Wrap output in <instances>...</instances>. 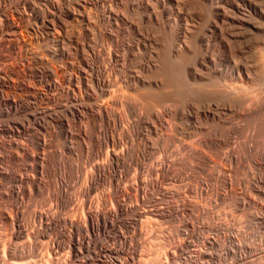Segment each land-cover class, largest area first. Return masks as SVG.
<instances>
[{
    "label": "bare ground",
    "instance_id": "bare-ground-1",
    "mask_svg": "<svg viewBox=\"0 0 264 264\" xmlns=\"http://www.w3.org/2000/svg\"><path fill=\"white\" fill-rule=\"evenodd\" d=\"M33 1L35 0H0V20L2 21L0 24V198H4L9 202H7L8 204L3 203L2 205H0V224H3V226H5V228L7 229V235L9 239V244L7 245V247L3 246L5 250H3V254H5L6 252L7 256L13 259H22L24 256L27 257L26 255L29 253V251H31L32 246L30 244L19 243L21 242L22 237V241L26 239L24 238V235L27 236L26 234L31 233L33 235H40L41 237L42 235L47 236H45L47 238L45 251H47L48 261H45H47L48 263L45 264H49V260L50 262H53L55 264H74L76 260L77 263L75 264H132L130 260H132L134 255L133 251L130 250L133 244L131 242V237H129L130 235L127 231H138L134 226L136 222L135 219L139 216L141 217V215H152L153 213L161 216L160 219H162V217L178 218L177 221L179 220V225H177V223L175 222H173V224L175 223L177 225V228L182 226V232L184 235L182 236L184 238L186 236L188 237V235L194 233V228L191 224V220L188 221V218L184 217V215H186L190 207H192L191 205L193 204L185 202L186 200H181L180 202L178 201L179 203L176 202L177 200L175 201L176 203H174V201L173 203H168V201L163 203L162 201L164 200V198H168L169 194H173L175 190L171 192L172 190L165 189L164 186V189H162L160 184L162 179L166 180L171 176H176V173L178 171H175L174 167L179 164L182 165V163H184L186 161L185 159L188 157L192 161L193 159H195V162H192L193 166H195L197 169H204L206 171L203 172L207 175L209 180L212 179L211 181H218L220 182V185L223 186V188H226L221 189V191L223 192L219 190V194L221 197L223 195L224 197H228L225 196V194L228 195L227 193H229L230 199L232 200L234 207L237 208V211H239L240 209L242 210L246 204L248 205L249 203H254L258 207L257 209H259L257 210L258 213L256 212V209L255 211L250 212L249 208H246L248 211L246 210L247 213H245V219L248 220V222H252V225L256 223L259 227L264 226V206L257 203V201L254 202L249 198H245V195L248 192H246L245 194L241 193L242 189L239 192L238 189H240V187H238L237 190L232 188L231 179L227 175L228 172L231 171V169H226L228 170H225L227 173H225L224 171H220L217 167V169H207L206 166H209L208 161L211 158H209V156H207L203 152L204 150L202 151L197 148L196 145L191 144L192 142L185 141L190 136V134H194L199 144H202V146L207 145L205 147L207 149L208 146H210V148H214L215 151H217L218 148L222 149L221 146L230 143L231 137L233 138V133H241L243 131L242 129L244 128L243 125L246 123H250L249 121H251V124L253 123L263 131L262 134L260 133L261 136L264 134V92L260 100H256L259 97L257 98L254 96L256 99H253L252 95V98L245 95L247 93V90H251V88L249 90V87L251 86L250 84H254L255 80L258 79V77L259 79L261 77L264 78V50L262 51V49L259 48L258 50H255L256 53L251 52L253 54H250L251 56L248 57L247 54L244 55V53L241 52L243 50H240L241 53L238 52L239 57H237L235 60H232L231 64H229V62H226L224 65V63L222 62V68H220L221 63H219L220 65H217V62L215 61L216 56H214L215 53L213 52V49L216 47L215 45H213L214 39L216 37L217 31L220 29V24L218 22L230 19L225 5H228L233 8V10L239 12V10H241V7L238 3L233 2V0H214L212 2V12L215 20L209 22L207 25L201 28L198 27V29L197 26L194 25V22L188 19L183 5H181L178 0H155L158 4L157 11L161 15V17L163 16V18H165L166 20H170L169 22L164 19V22L157 25H154L155 23L141 24L140 22H138L139 17L138 19H136L137 12L140 11V7H142L143 10H141L143 11V14L147 16V18L152 16V10L154 12V9L150 6L147 0H126L125 3L123 2L122 5H125L126 10L130 11V14L129 12L126 13L125 11H123L124 8L120 9L119 5H121V3L117 5L119 3V0H73V3L70 5L66 3L67 1L64 3L61 2L60 4V0H36L37 4H35ZM244 1L246 2L247 7L253 8V10L254 8L260 10L256 8L257 6L255 4L250 3L252 1ZM45 2L49 5H46ZM62 15L64 17H62ZM150 20L151 19H149V21ZM230 20H232V22H234L235 24L244 25V27L251 26L250 20L246 18L241 17ZM71 21L78 24L77 26L82 29L81 34L84 33V36L85 34L90 33L92 37L103 39L104 42L108 43V46L105 48V50L107 49V51L104 54L106 61H102V59L105 58H103V55V57H101V54H99V50L104 49L101 45V47L95 48V46H92L94 41L93 43L89 41V37L86 38L85 41L82 40L83 35L80 36L82 39H79L78 35L80 34L78 32H76V34L78 35L72 34L74 31L72 28V33H69L70 30L68 31L67 25L68 22ZM216 21H218V24L216 23ZM238 25H236V27ZM239 27L241 28V26ZM77 28H75V30ZM248 28L249 27H247V29ZM252 28L250 27L249 29L253 30ZM247 29L246 32L249 31V29ZM159 32L161 34H167L168 38L169 52L166 51V53L164 54L163 52L160 53L158 49V47L160 48V46H158L159 40L156 34H159ZM161 34L160 36H162ZM244 35H246V33ZM234 36L236 37V35ZM237 36L240 37L239 34ZM89 42H91L92 44L90 45ZM245 42L246 41H244V43ZM56 44L58 46L57 48H55V52V49H53V45ZM65 45L69 49L71 48L73 49V51H75V58L73 57L74 55H71L73 52L70 55L68 54V48L66 47V50L63 47ZM84 46H87L88 50L90 51L88 56L91 57H87V55L85 56L84 54H82V48H84ZM195 46H200L201 49H196L195 51L193 50ZM79 49H82L81 53L79 52ZM84 49H86V47ZM120 49L121 52H119ZM217 49L218 48H216V50ZM44 50L47 51V55H49L50 53L49 58L51 60L53 57L56 60L58 59L59 62H57L55 59L53 60V62L56 61L57 65H51L52 63H49L48 60L50 59L44 56ZM249 51L247 53H249ZM87 52L83 53L86 54ZM233 58L235 57L233 56ZM107 64H109V67L107 66ZM167 64H181L180 73L176 76L168 75V73L164 71ZM175 78H178V81H181L186 85V95L180 96L172 90L170 84L172 83L171 80ZM211 78H213L214 81L219 80V84L218 86L214 87L213 83L215 82H213V87L207 89V87L211 85H206V88L204 87V85L207 83L206 81H209ZM117 105L119 107H116ZM116 108H119L121 110L119 112H121L122 114H120L116 110ZM244 129L246 130L247 128L245 127ZM170 133L172 135L178 133V135L182 136H180L179 139L177 138L178 141L176 148L182 149L185 155H179V153L177 155L175 153V151L177 152V150L175 149H173L175 150L173 151L174 153H170V155H168V153L170 152V148L169 150L167 148V151L169 152H165L166 155L161 154L157 156L156 159H153V157L159 152L158 150L156 151V154L153 153L154 155L152 159H150L149 157L151 152H154L156 150H152V141L154 139L152 137L156 136L164 141L165 139L170 137ZM252 133L250 136L253 135ZM183 136L188 137L184 139ZM235 138L237 139V137ZM245 138L246 137H244V139ZM250 138L251 137L248 138V141ZM161 139L159 140L160 145L163 146ZM170 140V142L173 141L172 138ZM193 140L194 137L192 141ZM257 140L255 144H257L258 142ZM236 142H238V140ZM251 143L252 142H250V144ZM57 145L60 146V149H62V151L60 149V151H58L57 148L59 146ZM31 146L35 148L34 150H37L32 151L33 148L31 150ZM202 146L198 145V147ZM173 147L175 148V146ZM229 147H231L233 150L231 144L229 145ZM224 148L226 147L224 146ZM231 148L230 152L226 151L228 150V147L226 150L224 149L228 155L226 153L225 154L228 156L229 161L232 160L237 164L238 159H235L237 157V155H235L237 151L234 154L236 156L235 157L231 154ZM245 148H247L246 150H249L250 145L245 144ZM161 150L163 149L161 148ZM224 150L223 152H225ZM258 150H256V152ZM76 151H79L80 153L84 151L85 154L82 156V159L87 160L91 158V162L89 163L87 172L84 170V168L86 169L87 166H85L86 164H83L84 168L82 170L85 171H83L85 173V177L83 176V181L85 178V184H82V186L80 185L77 190L75 189L76 187H73V189L84 196L87 190L92 189L93 192L94 190L100 188L97 187L99 183L107 182V184L110 185L109 188L111 189L110 190L108 188L111 191V194H109L111 195L112 199V201H110L111 203L105 202V205L102 204L105 207L102 208L94 205V202L92 203L94 206H90V199L87 200L88 198L85 199L84 197L83 199H81V196H79L80 194H78L81 199L80 204L82 210L83 206L86 205V208L84 207L85 209L83 210L81 218L79 217L80 219L73 218L74 214H71L72 216H69V213L65 214L64 212L67 210V208L65 211L63 210V214H60L58 210L57 212H50L51 210L48 212L49 209L46 210V208L44 210H36L32 208L28 213L29 221L31 220V223L29 224L31 225H28L29 227H27V222L24 221L26 217L23 218L24 209L22 208L24 205L22 203L21 196L27 192L29 193L28 186L31 187V190L36 193L39 191L41 192L42 189L40 190V188H44V191H48L52 196L55 206L60 208L61 210L66 206L69 200H71L70 195L72 191H70V189L73 183L71 184L70 179H74V177H76V174H74V172H77L76 169H78V164L73 161V159H76V157L78 156L75 155ZM242 151L243 150H241V152ZM74 155L76 156L75 158H73ZM218 155L219 153L217 154V156ZM252 156L255 155H251V157ZM219 158L221 160V157ZM26 160L31 161V164L29 165L28 163V165L33 170V175H29V172H27L28 170H25L27 174L17 172L18 170L22 168L24 169V167L27 166L25 162ZM75 161H77V159ZM253 161L258 165L260 163L264 165V160L260 163L254 159ZM212 162L213 161H211V163ZM80 164L81 166L79 168L82 167V163ZM186 164H188V162ZM236 164L235 166H237ZM130 165H132L138 171V174L135 173L137 181L134 178L136 183H138L136 185L134 184L136 186L135 189H139L140 194V197L137 196L139 198L138 202L142 204H149V206L147 205L145 209L142 208L141 211H139L138 206L128 203V201L130 202L129 198L131 194H129V189H127L128 191L126 190L124 182L126 183V180H128L127 178L129 177L128 174L130 172L128 173L127 170L128 167L130 168ZM246 166H249L248 168H250V165L246 164ZM202 170L198 173H202ZM131 175L133 174H130V176ZM180 175L177 176L179 177ZM258 175L253 182L249 180L248 181L250 187L252 188L251 190L255 191L256 195L262 196L263 199L264 181L262 180V178H260L261 175ZM178 177L176 178L178 179ZM174 178L175 177H173L172 179L175 180ZM166 181L168 182V180ZM204 181L205 180H203V182ZM239 181L240 180L234 182L237 183ZM203 182L201 183L203 184ZM243 183L244 182L242 180V185ZM245 183L248 184L246 180ZM164 184L168 185V183ZM171 184L173 185L174 183ZM233 185L235 186L236 184ZM105 186H107L106 183ZM184 186L188 185L185 184ZM192 186L194 185H191L190 189ZM212 186L213 184H211V188H213ZM221 186L219 187L222 188ZM96 187L97 189H95ZM131 187H133V185ZM196 187L195 190L200 192V194L201 191L205 190L204 188H206L204 187V185H199L197 188ZM246 187H248V185H246ZM108 189L107 191L109 192ZM74 190L73 193L76 192H74ZM177 190L178 188H176V191ZM193 190L191 189V191ZM206 190L204 191L205 193ZM135 191L137 192V190ZM176 191L175 195H177ZM153 192L158 193L159 196L163 197V200L161 201L162 204H160L159 206H156L155 203L152 204ZM242 192H245V189ZM107 194H105V196L102 195V197H105L106 199L108 196ZM178 194H180V192ZM186 194L184 195V198L185 196H187ZM133 195L135 196V194ZM28 196L30 195L28 194ZM157 196L158 195H156L155 197ZM196 196H198V194ZM169 197H171V195ZM224 197H222V200H224ZM99 198L101 199V197ZM157 198L154 199L156 201H159L157 200ZM186 198L188 199V197ZM170 201H172V199H170ZM71 202L74 203L73 200ZM98 202L100 201L98 200ZM107 204H111L112 206L110 205L111 207L109 206V208H106ZM145 204H143L142 207H144ZM205 205H203L204 208H206ZM250 206L252 207L253 205L250 204ZM69 207L70 206H68V209ZM77 209L79 208L77 207ZM80 211L81 209H79V212ZM189 213L190 212H188V214ZM194 213L191 214V217L192 215H194ZM211 213L214 212L211 211ZM75 215V217H77V214ZM208 215L210 217V214H207V216ZM148 216H146V218ZM194 216L192 217V220L193 218H197L196 216L198 215H196L195 217ZM139 218L137 220H139ZM215 219L217 220L218 218ZM211 220H213V218ZM143 222L139 223L137 229L139 228V226L142 227L141 224ZM166 223L167 222H165V224ZM210 224H212V222ZM213 224H215L214 220ZM219 227L221 228V226ZM227 227L224 226L225 230H223V238H225L228 244H230V246H232V248L234 249V251L232 250L230 254L233 252L234 257H232L235 260H243L244 262L242 264H246V255L252 251V247L250 248L246 244H241L239 242L237 237L239 235L236 231L237 229L234 231V229H228L229 227ZM215 228L218 229L216 226ZM263 229L264 227L261 230ZM144 230L146 233L147 229ZM211 230L214 231L215 229ZM124 231H126L129 236L125 237L127 234L124 236ZM245 231H248V228ZM169 232H171L170 228L168 230V233ZM244 232L243 234L245 235ZM259 232L260 231H258V234ZM203 233L205 234V232H202L200 235H202ZM215 233L217 232L215 231ZM142 235L138 240H141ZM172 235L174 236V234H171V236ZM215 235L217 237V234ZM219 235L221 234L219 233ZM254 235L255 234H252V236ZM158 236L160 237V235ZM138 237L139 236L137 235V238ZM259 237L260 234L258 238ZM27 238H30L29 235L27 236ZM4 239H6V237ZM203 239L209 244V246H211L216 241L213 237L205 236L203 237ZM247 239V241H249V238ZM11 241L12 244H10ZM179 241L180 240H178L177 243L172 241V243H174V246L172 247L173 249L170 252L171 258L183 253V256L181 258H188L191 259L190 261H192L195 260V257L197 255L200 254L205 257L208 256L209 258L211 257V255H213L210 254V250L209 252L202 251L203 248L199 249L200 251L196 252V254L194 253L195 255L191 252H186L185 242L188 245V240H182L180 242ZM197 241L202 242V240ZM193 243L191 245H193ZM138 244L136 243V246ZM250 244H252V242L248 245ZM202 246L204 247L203 244ZM63 248L66 249L64 258L57 255L58 251ZM218 248L220 249V247ZM209 249L213 251L212 248ZM189 250L187 249V251ZM5 255H3V257ZM205 257L203 259H205ZM159 258L161 259V257ZM219 258L220 257H218V259ZM3 259L5 258H2L1 256V260ZM232 260L233 259L231 258V260L226 264H234ZM251 260L253 259L251 258ZM184 261L181 262L183 263ZM14 262L12 264H17L19 262L21 264V261H17V263ZM41 262L42 261H40L39 264Z\"/></svg>",
    "mask_w": 264,
    "mask_h": 264
},
{
    "label": "rangeland",
    "instance_id": "rangeland-1",
    "mask_svg": "<svg viewBox=\"0 0 264 264\" xmlns=\"http://www.w3.org/2000/svg\"><path fill=\"white\" fill-rule=\"evenodd\" d=\"M58 1V0H57ZM67 1V2H66ZM73 0H60V4H61V2L62 3H64V2H66V3H68L69 5L70 4H72L73 2H72ZM122 1V2H121ZM125 1L126 0H119V3L117 4V5H119L120 3H121V5H119L120 6V9H123V11H125L126 13H128L129 12V14H130V11H127L126 10V8H125V5H122L123 4V2L125 3ZM148 1V3L150 4V6L151 7H153V9H154V12H153V10H152V16L151 17H149V18H147V16H145L144 14H143V9H142V7H140V11H138L137 12V18L136 19H138V17H139V19H138V22H140L141 24L142 23H144V24H153V23H155L154 25H157V24H160V23H162V22H164L166 19L165 18H163V16L161 17V15L158 13V4L156 3V1L155 0H147ZM214 0H178V2L179 3H181V5H183V8L185 9V12L187 13L186 15H187V17H188V19L189 20H191L192 22H194V25H196L197 26V28L199 27V28H201V27H203V26H205V25H207L209 22H211V21H213V20H215V18H214V15H213V12H212V5H213V2ZM244 0H233V2H235V3H238L239 4V6L241 7V10H239V12H237V11H235V10H233V8H231L230 6H228V5H225V7L227 8V13H228V16L230 17V19H237V18H246V19H248V20H250V23H251V26H246V27H244V25H238V24H235L234 22H232V20H230V19H226V20H224V21H222V22H218V21H216V23L218 22L219 24H220V26H219V30L217 31V33H216V37H215V39H214V44L213 45H215L216 47L213 49V52L215 53H213L214 54V56H216L215 57V61L217 62V65L219 64V63H221V66H220V68H222V66H223V64H222V62L224 63V65H225V63L226 62H229V64H231L232 63V60H235L237 57H239V53H241V52H243L244 53V55L245 54H247V57L248 56H251L250 54H253V53H256V51L255 50H258L259 48L260 49H262V51L264 50V0H247V1H252V2H250V3H253V4H255L257 7L256 8H258V9H260V10H257V9H255L254 8V10H253V8H249V7H247V5H246V2L244 1ZM35 4H37V2H36V0L35 1H33ZM182 2H183V4H182ZM152 3V4H151ZM155 3V4H154ZM45 4L46 5H49L48 3H46L45 2ZM58 4H59V2H58ZM52 9V8H51ZM142 9V10H141ZM243 9V10H242ZM54 12V11H53ZM55 12H57V11H55ZM140 12V13H139ZM190 12V13H189ZM244 12V13H243ZM261 14H260V13ZM158 13V14H157ZM243 13V14H242ZM251 13V14H250ZM253 13V14H252ZM128 14V15H129ZM139 14V15H138ZM155 14H157V15H155ZM142 15V16H141ZM143 15H144V17H143ZM62 17H64L63 15H62ZM143 17V18H142ZM153 17V18H152ZM155 17V18H154ZM146 18V19H145ZM1 19V18H0ZM148 19V20H147ZM149 19H151L150 21H149ZM165 19V20H164ZM259 19V20H258ZM140 20V21H139ZM143 20V21H142ZM228 20V21H227ZM142 21V22H141ZM146 21V22H145ZM148 21V22H147ZM166 21H169L170 22V20H166ZM226 21V22H225ZM1 20H0V24H1ZM254 22V23H253ZM73 21H71V22H68V25H67V27H68V31H69V33L71 34L72 32L71 31H73V33L72 34H75V35H78V34H76V32H78L80 35H78V38L80 39L81 37L80 36H82L84 33H82L81 34V28H79V26H77L78 24L76 23H74ZM217 23V24H218ZM254 24V25H253ZM76 25V26H75ZM236 25H238L237 27H236ZM73 26H74V28H73ZM228 26V27H227ZM239 26H241V28L239 27ZM0 27H1V25H0ZM69 27H70V29H69ZM78 27V28H77ZM247 27H253L252 29L253 30H251V29H249V31L248 32H246V29H247ZM257 29H256V28ZM71 28L73 29V30H71ZM75 28H77L76 30H75ZM197 28H195V29H197ZM198 28V29H199ZM244 28V29H243ZM254 28H255V30H254ZM240 30V32H239V30ZM247 29V30H248ZM80 30V31H79ZM244 30V31H243ZM238 31V32H237ZM221 32V33H220ZM223 32V33H222ZM244 32V33H243ZM87 33H89V32H87ZM220 33V34H219ZM234 33V34H233ZM241 33H242V35H241ZM246 33V35H244ZM160 32H159V34L157 33L156 35H157V37H158V40H159V44H158V46H160V48L158 47V49H159V51H160V53H162L163 52V54L164 53H166V51L167 52H169L168 51V49H169V47H168V38H167V34H165V33H162L161 35L162 36H160ZM240 35V37L239 36H237V35ZM88 35V36H87ZM234 35H236V37L234 36ZM243 35H244V37H243ZM220 36V37H219ZM229 36V37H228ZM242 36V37H241ZM85 37V38H84ZM89 37V38H88ZM91 34L89 33V34H85V36L83 35L82 36V40L83 41H85L86 40V38H88L89 39V41H91L92 43H93V41H94V43L92 44L91 42H89V44L91 45L92 44V46H95V48H99V47H103L104 49L102 50V49H100L99 51L101 52H99V54H101V57H103V58H105V53H106V51H107V49L105 50V48L108 46V43H106V42H104V40L103 39H98V38H95V37H92V39H91ZM161 39H160V38ZM218 37V38H217ZM217 38V39H216ZM236 38V39H235ZM241 38V39H240ZM246 38V39H245ZM100 40V41H97V40ZM245 39V40H244ZM229 40V41H228ZM239 40V41H238ZM241 40H243V41H241ZM98 43H97V42ZM160 41H162V42H160ZM228 41V42H227ZM236 41V42H235ZM244 41H246L245 43H244ZM251 41V42H250ZM237 42H238V44H237ZM242 44H241V43ZM100 43V44H99ZM106 43V44H105ZM162 43V44H161ZM239 43H240V45H239ZM95 44V45H94ZM98 44V45H97ZM167 45V47H166V45ZM243 44H246V45H243ZM247 44H249V45H247ZM97 45V46H96ZM101 45V46H100ZM104 45H106V46H104ZM235 45H236V47H235ZM237 45H239V46H237ZM251 45V46H250ZM54 46H56V47H54ZM57 44L56 45H53V49H55V48H57ZM243 46V47H242ZM248 46V47H247ZM66 50H67V46L65 45V46H63ZM67 47V48H66ZM86 47V49H84ZM164 47H166V48H164ZM246 47H247V49H246ZM249 47H250V49H249ZM263 47V48H262ZM84 48H82V49H79V52L81 53L82 51L83 52H87L86 54L85 53H83L82 52V54H84L85 56L87 55V57H91V56H88V54H89V50H88V48H87V46H84ZM216 48H218L217 50H216ZM240 48V49H239ZM242 48V49H241ZM196 49L197 50H199V49H201L200 48V46H195L194 48H193V50H195L196 51ZM236 49V50H235ZM246 49V50H245ZM253 49V50H252ZM70 50H71V52H70ZM82 50V51H81ZM233 50V51H232ZM240 50H243V51H241L240 52ZM250 50V51H249ZM68 54L70 55L72 52L74 53L75 51H73V49H69L68 48ZM105 51V52H104ZM165 51V52H164ZM217 51V52H216ZM236 51V52H235ZM249 51V53H247ZM255 51V52H254ZM43 52H45V53H43L44 54V56L45 57H47V58H49V55H50V53H49V55H47V51H43ZM49 52V51H48ZM55 52H56V49H55ZM103 52V53H102ZM119 52H121V49L119 50ZM232 52V53H231ZM239 52V53H238ZM251 52H253V53H251ZM71 54L74 58H75V53L74 54ZM249 54V55H248ZM103 55V56H102ZM218 55V56H217ZM236 55V56H235ZM233 56L235 57V58H233ZM58 58V57H57ZM233 58V59H232ZM50 59V58H49ZM55 58L53 57L52 58V62L50 61V60H48L49 61V63L51 64V65H54V64H56L57 65V63H56V61L57 62H59L58 61V59L56 60V61H54L53 62V60H54ZM90 59V58H89ZM103 60H105L106 61V58L105 59H102V61ZM220 60H221V62H220ZM55 65V66H56ZM171 65V66H170ZM167 64L166 66H165V72H167L168 73V75H172V76H176V75H178L179 73H180V70H181V64ZM220 65V64H219ZM226 65H228V64H226ZM54 66V67H55ZM107 66L109 67V64H107ZM169 66V67H168ZM219 67V66H218ZM172 72V73H171ZM262 78V77H261ZM259 79V77H258V79H256L255 80V83H257V84H250L249 86V90H250V88H251V90L250 91H248L247 90V93L245 94L246 96H250L251 97V95L253 96V99H256L255 97H259L258 99H256V100H260V98H261V96L263 95V92H264V78H262V79ZM213 78H211L209 81L207 80L205 83V85H204V87L206 88V85L208 86V85H211V86H209V87H207V89H209L210 87L212 88L213 86L214 87H216V86H218V81L219 80H216V81H214V79L212 80ZM217 79V78H216ZM258 80V81H257ZM172 81V83L170 84L171 85V88H172V90L175 92V93H177L178 95H180V96H183V95H186V93H187V87H186V85L184 84V83H182L181 81H178V78H175V79H173V80H171ZM212 81V82H211ZM213 82H215V83H213ZM217 82V83H216ZM214 85H213V84ZM216 84V85H215ZM213 85V86H212ZM258 86V87H257ZM183 87V88H182ZM176 89V90H175ZM248 89V88H247ZM257 89V90H256ZM184 91V92H183ZM253 92V93H252ZM261 92H262V94H261ZM247 94H250V95H247ZM255 94V95H254ZM255 96V97H254ZM252 98V97H251ZM116 107H119L118 105L116 106ZM116 110L119 112V111H121L119 108L117 109L116 108ZM120 114H122L121 112H119ZM250 123H246V124H244L243 125V127L245 128H247L246 130L243 128L242 130V132L241 133H233V138L231 137V139H230V143H228L229 145L231 144V146L233 147V150H232V148L231 147H229V145L227 144V145H223V146H221V148L222 149H220V148H218L217 149V151H215V149L213 148H210V146H208V149L207 148H205L206 146H202V144H199L198 142H197V140H196V138H195V135L194 134H190V136L189 137H191V136H193L194 137V140L192 141V139H193V137H191V138H189L188 136V138L186 137V136H183V138L184 139H189V140H185L186 142L187 141H189V142H192L191 144H193V145H196V147L197 148H199L200 150H204L203 152L207 155V156H209V158H211V159H209V161H208V165L209 166H206V168L207 169H215L216 167L220 170V171H224L225 173H227L226 171H228V170H230L231 169V171H229L228 172V176H229V178L231 179V186H232V188L233 189H236L237 190V188L238 187H240V189H238V191L240 192L241 191V189H242V191H244V189H245V192H242L241 191V193H246V192H248V193H246V195H245V198H249L250 200H252V201H257V203H259V204H261V205H263L264 206V197H263V199H262V196H260V195H256V192L255 191H253V190H251L252 188L250 187V184H249V181H254L255 180V178H257V175L258 176H260V178H262V180L264 181V179H263V174H264V165L263 164H261L260 162H263V160H264V145H262V144H264V134L261 136V134L263 133V131L259 128V127H257L256 125H254L253 123L251 124V121H249ZM254 125V126H253ZM248 126V127H247ZM249 126H250V128H249ZM248 130V131H247ZM253 131V133H252V131ZM245 131H246V133H245ZM258 133H257V132ZM261 131V132H260ZM247 132H248V134H247ZM251 133L253 134L252 136H250L251 135ZM261 133V134H260ZM176 134V135H175ZM174 135H175V137H174V135H172L171 133H170V137L172 138V142H170L171 140V138L170 137H168L167 139H165L164 141H162V139L161 138H158V137H152V138H154L153 139V141H152V150L154 151L155 149V151L154 152H151V154H150V159H152V157H153V155L154 154H156L157 152L156 151H158L159 150V152L153 157V159H156L157 158V156H159V155H161V154H163V155H166V153H168L169 151H167V148H168V150H169V148H170V152L168 153V155H170V153H174L173 151H175V150H177V152L175 151V153L178 155V153H179V155L181 154V155H183L184 154V151L182 150V149H180V148H176V146H177V141H178V139L180 138V136L181 135H178V133H175ZM243 134V135H242ZM245 134H247V135H245ZM260 134V135H259ZM178 135V136H177ZM243 138H241V137ZM256 136V137H255ZM182 137V136H181ZM235 137H237V139L235 138ZM244 137H246L245 139H244ZM249 137H251L250 139H252V140H250L249 139V141H248V138ZM262 137V138H261ZM156 138V139H155ZM178 138V139H177ZM239 138V139H238ZM161 139V141H162V145L164 146V148H163V146H161L160 145V140ZM177 139V140H176ZM191 139V140H190ZM258 139V140H257ZM262 139V140H261ZM152 140V139H151ZM238 140V142H236ZM244 140V141H243ZM256 140L258 141L257 142V144H255L256 143ZM168 142V143H166V142ZM176 141V142H175ZM236 142V143H232V142ZM242 141H243V143H242ZM248 141V142H247ZM260 141V142H259ZM263 141V142H262ZM156 142V143H155ZM158 142H159V144H158ZM165 142V143H164ZM175 142V143H174ZM188 142V143H189ZM250 142H252L251 144H250ZM195 143V144H194ZM238 143V144H237ZM262 143V144H261ZM165 144V145H164ZM175 144V145H174ZM234 144H236V145H234ZM243 144V145H242ZM245 144H249L250 145V148H249V150H246L247 148H245ZM254 144V145H253ZM259 144H261V145H259ZM154 145H155V147H154ZM157 145H158V149H157ZM198 145H200V146H202V147H198ZM235 147H234V146ZM252 145V146H251ZM256 145V146H255ZM57 146H59V145H57ZM160 146V147H159ZM165 146H167V147H165ZM173 146H175V148L173 147ZM224 146L226 147V148H224ZM241 146V147H240ZM243 146V147H242ZM258 146V147H257ZM204 147V148H203ZM227 147H228V150H226L227 149ZM261 147H262V149H261ZM32 146H31V150H32ZM160 148V149H159ZM161 148L163 149V150H161ZM210 148V149H209ZM227 151V152H230V148H231V154L233 155V156H235V155H237V157L235 158L236 160H237V164L235 163V162H233L232 160H230L229 161V159H228V154H227V152L224 150V149ZM257 148V149H256ZM35 148H33V150L32 151H36V150H34ZM58 149V151H62V149H60V146L57 148ZM60 149V150H59ZM166 149V150H165ZM173 149H175V150H173ZM220 149V150H219ZM236 149V150H235ZM241 149V150H243L242 152H241V150L239 151V150ZM259 149V150H258ZM129 150H130V148H129ZM223 150L225 151V152H223ZM256 150H258L257 152H256ZM262 150V151H261ZM163 153H162V152ZM206 151V152H205ZM219 151V152H218ZM222 151V152H221ZM237 151V152H236ZM245 151H246V153H245ZM260 151V152H259ZM166 152V153H165ZM183 152V153H182ZM217 152V153H216ZM222 154H221V153ZM235 152H236V154H235ZM239 152V153H238ZM255 152V153H254ZM154 153V154H153ZM160 153V154H159ZM211 153V154H210ZM219 153V155L217 156V154ZM227 155H226V154ZM241 153V154H240ZM244 153V154H243ZM82 154V155H81ZM85 153H84V151H82L81 153L79 152V151H76V154L75 155H78L77 157L74 155L73 156V158H75L76 157V159H77V161H75L76 159H73V161L76 163V164H78L77 166H78V169H76V171L77 172H74V174H76V177H74V179L73 178H71L70 179V181H71V189H70V191H72L71 192V200H69V202L66 204V206L64 207V208H62V210L60 209V208H58V207H56L55 206V203H54V201H53V198H52V196L50 195V193L47 191H44L45 189L44 188H40V190H41V194L39 193V192H34L33 190H31V187H29L28 186V189H29V193L27 192V193H25V194H27V195H25V194H23L22 196H21V198H22V203H23V208L22 209H24L23 210V218H25L24 219V221H26L27 223V227H29L28 225H31V224H29V223H31V220L29 221V218H28V213H29V211L33 208V209H38V210H44L45 208H46V210H48V212L50 211V212H57V210H58V212H60V214H63V212L66 210V208H67V210L69 211H65L64 213L66 214H68L69 216H72L73 214V218H76V219H80L81 218V216H82V214H83V210L86 208L85 206L86 205H84L83 206V210H82V208H81V199H83V197L85 198V199H87V200H89L90 201V206L92 205V206H94V205H96V206H99V207H105V206H103V205H105L106 203H111L110 201H112V199H111V195H109V194H111V189L109 188L110 187V185L109 184H107V182H102V183H99L98 185H97V187L99 188V189H97V187L95 188V189H97V190H94L93 192H92V189H89V190H87V192L84 194V196H82V194H80V193H78L76 190L78 189V187L81 185L82 186V184L84 185L85 184V178H84V181H83V176L85 177V171L87 172L88 171V168H89V163L91 162V158L90 159H87V160H85V159H82L83 157V155H84ZM221 154V155H220ZM223 154H225V155H223ZM235 154V155H234ZM249 154V155H248ZM185 155V154H184ZM223 155V156H222ZM243 155V156H242ZM251 155H255V156H252L251 157ZM81 156V157H80ZM212 156V157H211ZM242 156V157H241ZM246 156V157H245ZM257 156H258V158H257ZM219 157H221V160H220V158ZM262 157V158H261ZM189 158V157H188ZM188 158H186L185 160V162L184 163H182V165H180L181 166V168H180V166L179 165H177L176 167H174V170L175 171H178L176 174L177 175H180L179 177L176 175V176H171L170 178H167L166 180H168V182L165 180V179H162L161 180V182H160V184H161V188L162 189H164V187H165V189H168V190H172L171 192H173L174 190L176 191V188H178V190L176 191V194L177 195H175V191L173 192V194L172 193H168L169 194V196L171 195V197H169L168 196V200L166 199V198H164V200H163V197L162 196H159V194L158 193H155V192H153L152 194L154 195H152V204H156V206H159L160 204H162V202L164 203V202H166V201H168V203H173V201H174V203H179L181 200H183V201H185V202H187V203H192L193 205H191L192 207H190V209H189V211L188 212H190L189 214H188V212L186 213V215H184V217H186V218H188L187 220L188 221H190L191 220V224H192V226H193V228L195 229H193V232L194 233H192L191 235H188V237L190 238V236H191V238L190 239H192V236H193V234H194V236H193V239L192 240H190L187 236V238L185 237H183L184 235H183V232H182V226L181 227H179V228H177V225H179L178 223H179V220L177 221V219L178 218H176V217H162V219H160L161 218V216H159V215H157V214H155V213H153L152 215L151 214H146L145 216L144 215H141V217L139 218V217H137L136 219H135V224H134V226L136 227V230H138V231H133V232H131V230H128L127 232H128V234L130 235H128L127 234V232L126 231H124V236L125 237H127V236H129V237H131V242H132V244H133V246H132V248H131V250L130 251H133V255H134V260H133V258H132V260H130V262H132V264H135V263H137V264H219V263H221V264H226L228 261H230L231 260V258L233 259L232 261H233V263L234 264H242L244 261L243 260H238V259H234L233 257V252L230 254V252L233 250L234 251V249L232 248V246H230V244H228V242L226 241V239L225 238H223V230H225L224 229V226H228L227 228L228 229H234V231L236 230L237 231V233H238V235L239 236H237L238 237V240H239V242L241 243V244H246L248 247H252V251L251 252H249L248 254L250 255H246L245 257H246V260H247V262H248V260H249V262L247 263L246 261V264H264V232H263V230H261L263 227H259L256 223V225H255V227H254V225H252L253 223L252 222H248V220H246L245 218H246V216H245V213H247V209L249 208V211L250 212H253V211H255V209H256V212L258 213V211L257 210H259V209H257L258 207L254 204V203H249L248 205L246 204L244 207H243V209L241 210H239V211H237V208H235L234 207V205H233V203H232V200L230 199V195H229V193H227L228 195H226L225 194V196H228V197H224V195L222 196V197H224V200H222V197L220 196V194H219V192L221 191V189H226V188H223V186H221L220 185V182H218V181H211L212 179H210L209 180V178L207 177V175L203 172V171H205L204 169L202 170V169H197L195 166H193V164H192V162L194 163L195 162V159H193V161L192 160H190V158L188 159ZM214 158V159H213ZM219 158V159H218ZM225 158V159H224ZM241 158V159H240ZM243 158V159H242ZM244 158H245V160H244ZM261 159V161H260V159ZM81 159V160H80ZM223 159H224V161H223ZM253 159L254 160H256V161H258L260 164L258 165V164H256V163H254V161H253ZM263 159V160H262ZM84 160V161H83ZM188 160V161H187ZM219 160V161H218ZM229 162H228V161ZM239 160H242V161H239ZM85 161H86V163H85ZM88 161V162H87ZM211 161H213L212 163H211ZM217 163H216V162ZM245 161H247V162H245ZM26 162V164H27V166H25L24 167V169L22 168V169H20V170H18L17 172L18 173H26L27 174V172H29L28 174L29 175H33L32 173V169L30 168V164H31V161L30 160H26L25 161ZM188 162V164H186ZM220 164H219V163ZM232 162V163H231ZM252 162V163H251ZM28 163H29V165H28ZM80 163H82V167L81 168H79L80 166H81V164ZM211 163V164H210ZM222 163V164H221ZM225 163H227V164H225ZM233 163H235L237 166H235V164H233ZM243 163V164H242ZM249 163V164H248ZM83 164H86L85 166H87L86 167V169L83 167ZM88 164V165H87ZM187 166H186V165ZM191 164V165H190ZM219 164V165H218ZM228 164H229V166H228ZM232 164V165H231ZM240 164V165H239ZM246 164L247 165H250V168H248L249 166H246ZM215 165H217V166H215ZM224 166V168H223V166ZM228 167H226V166ZM255 165V166H254ZM258 165V166H257ZM192 166H193V170H192ZM211 166V167H210ZM213 166V167H212ZM215 166V167H214ZM219 166V167H218ZM235 166V167H234ZM240 166V167H239ZM29 167V168H28ZM184 167V168H183ZM209 167V168H208ZM222 167V168H221ZM233 167H234V169H233ZM237 167V168H236ZM26 168V169H25ZM84 168V170H82ZM134 167L132 166V165H130V168L128 167V175H129V177L127 178L128 180H126V183L124 182V184H125V187H126V190L127 189H129V194H131L130 195V198H134V200H133V198L132 199H130L129 198V200H130V202L128 201V203H130L131 205H136V206H138V209H139V211H141L142 210V208L143 209H145V207H147V205L149 206V204L147 203V204H145V203H143V204H145L144 205V207H142V203H140V202H138L139 201V198L137 197V196H139L140 197V194H139V189H135L136 188V184H138V183H136V181H137V178L135 177L136 176V174H138V171L134 168ZM194 168H196V169H194ZM216 168V169H217ZM230 168V169H229ZM239 168V169H238ZM258 168V169H257ZM131 169H133V170H131ZM178 169V170H177ZM182 169V170H181ZM185 169V170H184ZM187 169V170H186ZM191 169V170H190ZM223 169V170H222ZM226 169H228V170H226ZM252 169H253V171H252ZM256 169V170H255ZM259 169H261V170H259ZM27 172H26V171ZM80 170H82V171H80ZM130 170V171H129ZM184 170V171H183ZM201 170H202V173H198V172H201ZM226 170V171H225ZM235 170H237V171H235ZM250 170V171H249ZM24 171V172H23ZM31 171V172H30ZM84 171V172H83ZM133 171V172H132ZM134 171H136V172H134ZM183 171V172H182ZM232 171H234V172H236V173H234V172H232ZM246 171V172H245ZM262 173H261V172ZM80 172V173H79ZM187 172H189V173H187ZM206 172V171H205ZM249 172H252V173H249ZM31 173V174H30ZM136 173V174H135ZM184 173V174H183ZM236 175V174H238V175H234V174ZM247 173V174H246ZM258 173V174H257ZM261 173V174H260ZM130 174H133V175H131L130 176ZM187 174V175H186ZM198 174H200V175H198ZM202 174V175H201ZM206 175V177H205V175ZM245 174H246V178H245ZM250 174V175H249ZM255 174V175H254ZM127 175V176H128ZM233 175H234V178H233ZM133 176V177H132ZM185 176V177H184ZM200 178H199V177ZM251 176H253V177H251ZM131 177V178H130ZM173 177H175L174 179L175 180H173L172 178ZM176 177H178V179L176 178ZM198 177V178H197ZM236 177H238V178H236ZM252 179H251V178ZM77 178V179H76ZM136 179V181H135V179ZM181 178V179H180ZM245 178V179H244ZM72 179H73V182H72ZM130 179H131V181H130ZM133 179H134V181H133ZM170 179H171V181H170ZM177 179V180H176ZM208 179V180H207ZM236 179V180H235ZM251 179V180H250ZM77 180V181H76ZM173 180V181H172ZM191 180V181H190ZM203 180H205L204 182H203ZM238 180H240L239 182L241 183H239V182H234V181H238ZM242 180H243V182L245 183V180H246V182H248V184L247 183H243V185H242ZM249 180V181H248ZM132 181H133V183H132ZM174 183L173 185L170 183ZM184 181V182H183ZM197 181V182H196ZM203 182V184L201 183V182ZM211 181V182H210ZM123 182H122V184H123ZM130 182V183H129ZM209 182V183H208ZM81 183V184H80ZM105 183H106V185L107 186H105ZM132 183V184H131ZM164 183H168V185H166V184H164ZM189 183V184H188ZM239 183V184H238ZM101 184V185H100ZM130 184V185H129ZM135 184V185H134ZM171 184V185H170ZM188 185V186H184V185ZM194 185V186H192L191 187V189L193 190V187H194V192L193 191H191V189H190V186L191 185ZM207 184V185H206ZM211 184H213V188H211ZM216 184V185H215ZM219 184V185H218ZM233 184H238V185H240V186H234ZM100 185V186H99ZM103 185V186H102ZM109 185V186H108ZM129 187H127V186ZM133 185V187H131ZM190 185V186H189ZM199 185H201V186H203L204 185V187H206V188H204L205 190H206V193L204 192L205 190H203V191H201V194H200V192H198V191H196L195 190V187L197 186H199ZM246 185H248V187H246ZM105 186V187H104ZM164 186V187H163ZM173 186V187H172ZM178 186V187H177ZM185 188H184V187ZM209 186H210V191H209ZM214 186H216V187H214ZM219 186H221L222 188H220ZM244 188H243V187ZM73 187L76 189V190H74L73 189ZM167 187V188H166ZM171 189H170V188ZM181 187V188H180ZM196 187V188H197ZM246 187V188H245ZM110 190H109V189ZM131 188H132V190H131ZM133 188H134V192H133ZM189 188V189H188ZM220 188V189H219ZM107 189L109 190V192L107 191ZM180 189H182V190H180ZM248 189V190H247ZM73 190H74V192L76 193H73ZM135 190H137V192L135 191ZM220 190V191H219ZM43 191V192H42ZM128 191V190H127ZM130 191H131V193H130ZM181 191H184V192H181ZM190 191V192H189ZM209 191V192H208ZM30 192H32V193H30ZM91 192V193H90ZM108 194H107V193ZM180 192V194H178ZM187 192H189V193H187ZM196 193V194H193V193ZM203 192V193H202ZM221 192H223V191H221ZM253 192H255V193H253ZM39 193V194H38ZM48 193H49V195H48ZM87 193H89V194H87ZM107 194L108 196H107V200L105 199V197H102V195L103 196H105V194ZM187 193V194H186ZM205 193V194H204ZM213 193V194H212ZM216 193V194H215ZM28 194L30 195V196H28ZM76 196H75V195ZM78 194H80L79 196H81V199H80V197L78 196ZM94 194V195H93ZM97 194V195H96ZM133 194H135V196L133 195ZM139 194V195H138ZM158 195L157 197H159V198H157V197H155L156 195ZM187 195V196H185V198H184V195ZM198 194V196H196ZM208 194V195H207ZM209 194H210V197H209ZM214 194H215V196H214ZM27 196V197H25V196ZM90 195V196H89ZM101 195V196H100ZM173 195V196H172ZM180 195V196H179ZM204 195V196H203ZM213 195V196H212ZM219 195V196H218ZM249 195V196H248ZM48 196H50V197H48ZM75 197V199H74V197ZM86 196H89V197H86ZM93 196V197H92ZM174 196H176V197H174ZM182 196V197H181ZM192 196V197H191ZM208 196V197H207ZM255 196V197H254ZM260 198H259V197ZM99 197H101V199L99 198ZM178 197V198H177ZM186 197H188V199H189V201H188V199L186 198ZM196 197H197V199H196ZM200 197H201V202H200ZM205 197V198H204ZM48 198H50V199H48ZM105 200H104V199ZM110 198V199H109ZM157 198V200H159V201H156L155 199ZM162 198V199H161ZM180 198V199H179ZM183 198V199H182ZM207 198V199H206ZM4 198H0V205H2L3 203L4 204H8L9 202H8V200H3ZM170 199H172V201H170ZM175 199V200H174ZM74 201V203L73 202H71V201ZM94 200V201H93ZM98 200L100 201V202H98ZM133 200V201H132ZM137 200V201H136ZM163 200V201H162ZM177 200V201H176ZM192 200H194V201H192ZM195 200H196V202H195ZM203 200V201H202ZM210 200V201H209ZM6 203H5V202ZM23 201H25V202H23ZM95 201H97V202H95ZM102 201H104V202H102ZM107 201H109V202H107ZM162 201V202H161ZM176 201V202H175ZM179 201V202H178ZM190 201H192V202H190ZM197 201H198V203H197ZM205 201V202H204ZM206 201H207V203H206ZM8 202V203H7ZM94 202V205L92 204ZM106 202V203H105ZM157 202V203H156ZM204 202V203H203ZM263 202V203H262ZM101 203V204H100ZM105 203V204H104ZM136 203V204H135ZM197 203V204H196ZM209 203H211V204H209ZM49 204H51V205H49ZM52 204H53V206H52ZM73 206H72V205ZM97 204H99V205H97ZM103 204V205H102ZM138 204V205H137ZM140 204H142V205H140ZM196 204V205H195ZM199 204H200V206H199ZM202 204V205H201ZM206 204V205H205ZM250 204L251 205H253L252 207L254 208H252L251 206H250ZM49 205V206H48ZM78 205H80V206H78ZM100 205H102V206H100ZM111 204H107L106 205V208H109V206H110ZM195 205V206H194ZM203 205H205L206 206V208H204L203 207ZM208 205H210V206H208ZM55 206V207H54ZM68 206H70L69 207V209H68ZM108 206V207H107ZM112 206V205H111ZM110 206V207H111ZM141 206V207H140ZM199 208H197V207ZM220 206V207H219ZM37 207V208H36ZM49 207V208H48ZM77 207L79 208V209H81V211L79 212V209H77ZM85 207V208H84ZM140 207V208H139ZM196 207V208H195ZM202 208V210H201V208ZM231 209H230V208ZM251 207V208H250ZM71 208V209H70ZM196 210H195V209ZM210 210H209V209ZM227 208V209H226ZM247 208V209H246ZM53 209V210H52ZM225 209V210H224ZM64 210V211H63ZM74 210V211H73ZM198 210V211H197ZM201 210V211H200ZM207 210H209V211H207ZM247 210V211H246ZM263 210V209H262ZM62 211V212H61ZM77 211V212H76ZM196 211V212H195ZM211 211H213L214 213H211ZM242 211V212H241ZM261 211V210H260ZM192 212V213H191ZM196 214H195V213ZM198 212V213H197ZM200 212V213H199ZM208 212H210V213H208ZM226 212V213H225ZM11 213V212H10ZM142 213V212H141ZM194 213V215L196 216V215H198V216H196L197 218H193V220H192V217L194 216V215H192V217H191V214H193ZM202 213V214H201ZM205 213V214H204ZM234 213V214H233ZM244 213V214H243ZM26 216H25V215ZM72 214V215H71ZM75 214H77V217H75L76 215ZM155 214V215H154ZM204 214V215H203ZM207 214H210V217H209V215L207 216ZM211 214H212V216H211ZM233 214V215H232ZM159 217H157V216ZM190 215V216H189ZM200 215H203V216H200ZM218 215V216H217ZM235 215V216H234ZM143 216V217H142ZM146 216H148L147 218H146ZM194 216V217H195ZM214 216H215V218H218L217 220L214 218ZM220 216V217H219ZM232 216V217H231ZM244 216V217H243ZM80 217V218H79ZM152 217V218H151ZM157 217V218H156ZM201 219H200V218ZM206 217H209V218H206ZM239 217V218H238ZM28 218V219H27ZM139 218V220H137ZM190 218V219H189ZM213 218V220H214V223L215 224H213V220H211V219ZM220 218V219H219ZM222 218V219H221ZM142 219V220H141ZM145 219V220H144ZM165 219H167V220H165ZM170 221H169V220ZM195 219H197V220H195ZM203 219V220H202ZM204 219H206V220H204ZM143 220H144V222H143ZM154 220H156V221H154ZM159 220V221H158ZM174 220V221H173ZM176 220V221H175ZM209 220V221H208ZM211 220V221H210ZM220 220V221H219ZM237 220H238V222H237ZM198 223H197V222ZM216 221V222H215ZM225 221H226V223H225ZM141 222H143L142 224H141V226L142 227H140L139 226V228L137 229V227H138V225H139V223H141ZM159 222V223H158ZM165 222H167L166 224H165ZM173 222H175V223H177V225L174 223L173 224ZM203 222V223H202ZM212 222V224H210ZM235 222V223H234ZM242 222H243V224H242ZM138 223V224H137ZM168 223H170V224H168ZM194 223V224H193ZM195 223H197V224H195ZM207 225H206V224ZM230 223V224H229ZM232 223H234V224H232ZM241 224V226H240V224ZM146 224H147V226H146ZM162 226H161V225ZM201 226H199V225ZM203 224V225H202ZM220 224V225H219ZM223 224V225H222ZM226 224V225H225ZM228 224V225H227ZM236 224V225H235ZM249 224H250V226H249ZM206 225V226H205ZM213 225H215L218 229H216L215 228V226H213ZM235 225V226H234ZM3 224H0V264H12L14 261L17 263V261L19 262V261H21V264H39V262L40 261H42L41 263L42 264H45V263H48L47 261H48V255H47V251H45L46 250V244H47V236L46 235H42V237L40 236V235H33V234H31V233H28V234H26L27 236L29 235V237L30 238H27V236H25L24 235V238H26V239H24L23 241H22V239H23V237H22V239H21V242H20V239H19V244H30L31 246H32V249H31V251H29V253L26 255L27 257H23L22 259H13V258H9L8 256H7V253L5 252V254H3V250H4V247L3 246H6L7 247V245L9 244L8 243V241H9V239H8V233H7V229L5 228V226H3ZM146 226V227H145ZM219 226H221V228L219 227ZM222 226H223V228H222ZM236 226H240V227H236ZM253 226V227H252ZM145 227V228H144ZM153 229H152V228ZM161 227V228H160ZM166 227H168V228H166ZM176 227V228H175ZM209 227V228H208ZM211 227V228H210ZM247 227L248 228V231H245L246 229L245 228ZM256 227H258V228H256ZM3 228V229H2ZM6 230H5V229ZM151 228V229H150ZM160 230H159V229ZM166 228V229H165ZM169 228L171 229V232H169L168 233V230H169ZM172 228H173V230H172ZM200 230H199V229ZM220 228V229H219ZM239 228V229H238ZM249 228H251V229H249ZM140 229V230H139ZM143 229V230H142ZM144 229H147V231H146V233H145V230ZM175 229V230H174ZM205 229V230H204ZM209 229V230H208ZM211 229H215L214 231L213 230H211ZM222 229V230H221ZM240 229H241V232H240ZM255 229H258V230H255ZM152 230V231H151ZM165 230V231H164ZM239 230V231H238ZM251 230H253V231H251ZM6 231V232H5ZM144 231V232H143ZM150 231V232H149ZM164 231V232H163ZM177 231H178V233H177ZM200 231H202V232H205V234L203 233L202 235H200L202 232H200ZM208 233H207V232ZM215 231L217 232V233H215ZM222 231V232H221ZM245 231V232H244ZM258 231H260L259 232V234H260V237L258 238V236H259V234H258ZM130 232V233H129ZM139 232V233H138ZM141 232V233H140ZM158 232V233H157ZM182 232V233H181ZM198 232H199V234H198ZM240 232V233H239ZM243 232L245 233V235L243 234ZM248 232V233H247ZM252 232V233H251ZM263 234H262V233ZM133 233V234H132ZM167 233V234H166ZM177 233V234H176ZM181 235H180V234ZM219 233L221 234V235H219ZM142 234H144V235H142V237H141V240H138V239H140V236ZM171 234H174V236L172 235L171 236ZM214 234V235H213ZM215 234H217V237H216V235ZM250 234V235H249ZM252 234H255L254 236L256 237V240H255V237L254 236H252ZM6 235V236H5ZM137 235L139 236L138 238H137ZM158 235H160V237L158 236ZM164 237H163V236ZM168 235V236H167ZM179 235V236H178ZM183 235V236H182ZM204 235V236H203ZM211 235V236H210ZM220 236V240H219V236ZM245 237H243V236ZM46 236V237H45ZM182 236V237H181ZM213 237L216 241H215V243H213L211 246H209V244L207 243V242H205V240L203 239V237ZM247 236H249V237H247ZM6 237V239H4ZM37 237V238H36ZM39 237V238H38ZM133 237V238H132ZM150 237V238H149ZM154 237V238H153ZM169 237V238H168ZM172 237H174V238H172ZM178 237V238H177ZM198 237H200V238H198ZM251 237V238H250ZM135 238H136V240H135ZM152 238V239H151ZM162 240H161V239ZM195 238H196V240H195ZM218 238V239H217ZM243 238V239H242ZM247 238H249V241H247L248 239ZM31 240V242H30V240ZM132 239H134V240H132ZM160 239V240H159ZM225 239V240H224ZM252 239V240H251ZM259 239V240H258ZM140 242H138V241ZM143 240V241H142ZM150 240V241H149ZM165 240V241H164ZM178 240H180V241H182V240H188V245L186 244V242H185V251L186 252H191L192 254H196V252H198V251H200L199 249H202V251H206V252H209V250L211 251V253L210 254H213V255H211V257L209 258L208 256L207 257H205V256H202L201 254L200 255H197L196 257H195V260H192V261H190L191 259H188L189 261H190V263H189V261L187 260V259H185V258H181L182 256H183V253H181L180 255H176V256H174V257H172L171 258V255H170V252H171V250L173 249L172 247L174 246V243H172V241L173 242H175V243H177L178 242ZM197 240H202V242H203V240H204V242L202 243L201 241H197ZM218 240V241H217ZM241 240V241H240ZM244 240H246V241H244ZM153 241V242H152ZM162 241V242H161ZM179 241V242H180ZM190 241V242H189ZM195 243V245H194V243ZM221 241H223V242H221ZM4 242V243H3ZM142 242H144V243H142ZM150 242V243H149ZM218 242H220V243H218ZM227 242V243H226ZM245 242V243H244ZM252 242V244H250V245H248L249 243H251ZM258 242V243H257ZM3 243V244H2ZM44 243V244H43ZM136 243L138 244L137 246H136ZM170 243H171V245H170ZM193 243V245H191ZM205 243V244H204ZM218 243V244H217ZM222 243V244H221ZM260 243V244H259ZM10 244H12V241L10 242ZM18 244V243H17ZM135 244V245H134ZM146 244V245H145ZM149 244H150V246H149ZM202 244L204 245V247L202 246ZM222 246H220V245ZM140 245V246H139ZM142 245V246H141ZM165 245V246H164ZM215 245V246H214ZM226 245V246H225ZM252 245V246H251ZM45 246V247H44ZM136 246V247H135ZM171 246V247H170ZM195 246V247H194ZM208 246V247H207ZM227 246H228V249H227ZM6 247H5V249H6ZM149 247H150V249H149ZM161 247V248H160ZM167 247H168V249H167ZM187 247V248H186ZM218 247H220V249L218 248ZM224 247V248H223ZM138 250H137V249ZM153 248H154V250H153ZM171 248V249H170ZM192 248V249H191ZM206 250H205V249ZM209 248H212L213 249V251L211 250V249H209ZM216 248V249H215ZM231 248V249H230ZM254 248V249H253ZM257 248V249H256ZM65 248H63V249H61V250H59L58 251V253H57V255L59 256V257H65V254H66V249L64 250ZM145 249H147V250H145ZM165 249V250H164ZM187 249L189 250V251H187ZM136 250V251H135ZM150 250V251H149ZM152 250V251H151ZM162 250V251H161ZM219 250V251H218ZM225 250V251H224ZM227 250V251H226ZM230 250V251H229ZM5 251V250H4ZM62 251V252H61ZM158 251V252H157ZM215 251H217V252H215ZM221 251H223V252H221ZM140 252V253H139ZM145 252V253H144ZM149 252V253H148ZM162 252V253H161ZM213 252V253H212ZM224 252H229V253H224ZM256 252V253H255ZM263 252V253H262ZM62 253V254H61ZM164 253V254H163ZM218 253V254H217ZM220 253V254H219ZM224 253V254H223ZM1 254H3V255H5L4 257H3V255H1ZM194 254V255H195ZM215 254V255H214ZM223 254V255H222ZM225 254H226V256H225ZM253 254V255H252ZM260 254V255H259ZM32 256V258H31V256ZM56 255V256H57ZM162 255V256H161ZM169 255H170V257H169ZM1 256H2V258H5V259H3V260H1ZM44 256V257H43ZM149 256V257H148ZM156 256V257H155ZM167 256V257H166ZM178 256V257H177ZM201 256V257H200ZM221 256H223V257H221ZM233 256V257H232ZM7 257V258H6ZM139 257H141V258H139ZM151 257V258H150ZM157 257H158V259H157ZM159 257H161V259L159 258ZM165 257V258H164ZM205 257V259H203ZM218 257H220L219 259H218ZM224 257H226V258H224ZM245 257H244V259H245ZM136 258V259H135ZM249 258V259H248ZM251 258L253 259V260H251ZM29 261H28V260ZM36 259V260H35ZM44 259V260H43ZM145 259V260H144ZM164 259V260H163ZM173 259V260H172ZM176 259H177V261H176ZM182 259V260H181ZM198 261H197V260ZM201 259V260H200ZM203 259V260H202ZM206 259H207V261H206ZM220 261H218V260ZM225 261H224V260ZM227 259V260H226ZM26 262H25V261ZM34 260V261H33ZM38 260V261H37ZM45 260H47V261H45ZM148 260V261H147ZM150 260H151V262H150ZM154 260V261H153ZM156 260V261H155ZM178 260H179V262H178ZM185 260V261H184ZM211 260H213V261H211ZM216 260V261H215ZM25 263H24V262ZM33 261V262H32ZM159 261V262H158ZM164 261V262H163ZM167 261V262H166ZM173 261H175V262H173ZM181 261H184L183 263L181 262ZM187 261V262H186ZM194 261V262H193ZM252 261V262H251ZM6 262V263H5ZM14 262V263H15ZM23 262V263H22ZM30 262V263H29ZM146 262H148V263H146ZM154 262V263H153ZM178 262V263H177ZM40 263V264H41ZM74 263V262H73ZM75 263H77V260L75 261ZM74 263V264H75ZM17 264H20V262L19 263H17ZM49 264H55V263H53V262H50V260H49ZM92 264H95V263H92ZM245 264V263H244Z\"/></svg>",
    "mask_w": 264,
    "mask_h": 264
}]
</instances>
